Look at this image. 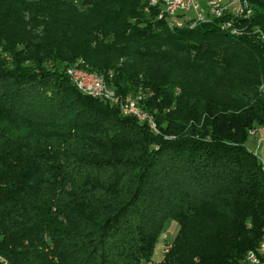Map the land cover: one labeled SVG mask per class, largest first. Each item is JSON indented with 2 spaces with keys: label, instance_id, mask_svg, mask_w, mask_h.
Instances as JSON below:
<instances>
[{
  "label": "trees",
  "instance_id": "16d2710c",
  "mask_svg": "<svg viewBox=\"0 0 264 264\" xmlns=\"http://www.w3.org/2000/svg\"><path fill=\"white\" fill-rule=\"evenodd\" d=\"M247 1L234 36L230 15L171 28L141 0H0V264H243L259 248L264 0ZM79 64L144 94L158 132L80 92Z\"/></svg>",
  "mask_w": 264,
  "mask_h": 264
},
{
  "label": "built area",
  "instance_id": "2783aa9c",
  "mask_svg": "<svg viewBox=\"0 0 264 264\" xmlns=\"http://www.w3.org/2000/svg\"><path fill=\"white\" fill-rule=\"evenodd\" d=\"M145 10L147 13L150 10H156L158 18L166 19L171 28L192 29L200 23L230 15L232 19L225 20L221 24V29L234 36L242 33L237 25V19L249 18L254 13L253 7L247 0H208L205 6H202L199 0H147ZM261 40L264 42L263 33H261ZM79 66L69 67L66 74L80 92L120 108L123 115L134 117L140 123H148L152 130L158 132L153 117L143 108L144 94L122 97L111 89L103 76L87 72L81 68L80 64ZM254 131L251 135L257 134ZM260 162L264 170V161L260 160ZM243 264H264V227L259 248L256 251H250Z\"/></svg>",
  "mask_w": 264,
  "mask_h": 264
},
{
  "label": "rangeland",
  "instance_id": "374dc122",
  "mask_svg": "<svg viewBox=\"0 0 264 264\" xmlns=\"http://www.w3.org/2000/svg\"><path fill=\"white\" fill-rule=\"evenodd\" d=\"M72 1V0H70ZM202 6H205L208 0H199ZM143 4V10L146 12L147 0H141ZM145 6V7H144ZM83 68V67H81ZM250 135L247 146L257 156L258 159L264 161V130L262 128H256L254 133ZM179 232V225L174 221H168L160 235L158 244L155 249L154 260L158 261L163 258L172 248V244L175 241ZM154 261V262H156ZM154 264V263H149Z\"/></svg>",
  "mask_w": 264,
  "mask_h": 264
},
{
  "label": "crops",
  "instance_id": "0c3cea01",
  "mask_svg": "<svg viewBox=\"0 0 264 264\" xmlns=\"http://www.w3.org/2000/svg\"><path fill=\"white\" fill-rule=\"evenodd\" d=\"M262 130H264V128H262Z\"/></svg>",
  "mask_w": 264,
  "mask_h": 264
}]
</instances>
